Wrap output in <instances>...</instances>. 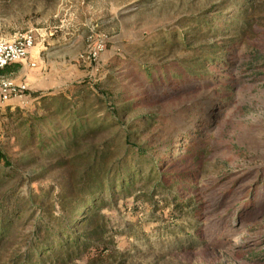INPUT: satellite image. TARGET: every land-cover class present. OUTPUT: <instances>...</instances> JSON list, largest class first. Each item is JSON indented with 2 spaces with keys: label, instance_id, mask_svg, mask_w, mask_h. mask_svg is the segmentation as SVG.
<instances>
[{
  "label": "rangeland",
  "instance_id": "374dc122",
  "mask_svg": "<svg viewBox=\"0 0 264 264\" xmlns=\"http://www.w3.org/2000/svg\"><path fill=\"white\" fill-rule=\"evenodd\" d=\"M224 1L226 8L216 7ZM239 1L0 0V41L11 42L28 32L34 36L27 60L12 65L5 75L27 84L29 92L23 101L0 108V148L13 162L35 159L20 167L0 195L15 198L37 184L60 182V172L45 174L55 160L37 157L31 150L37 148L27 146V125L41 128L37 117L50 115L60 103L40 98L65 94L87 82L93 92L85 89L81 97L95 106L94 115L104 116L108 106L127 105L128 112L121 111V116L123 124L131 126V142L144 145L150 155L161 154V146L169 143L184 152L188 143L181 142L182 136L199 144L196 151L206 150L181 191L185 200L193 198L198 213L178 219L163 210V203L155 208L138 199V186L132 197L103 210L115 247L95 264H264V207L241 220L248 199L264 202V22L255 24L242 42L214 30L196 41L193 48L216 45L212 51L226 55L228 67L206 66L214 79L185 76L154 86L139 71L148 63L157 67L153 72L159 76L182 71L177 59L194 58L193 53L182 47L158 52L173 36H195L202 27L199 18L209 19L214 29L223 28L234 19ZM245 3H253L257 16L264 17V0ZM98 42L106 49L94 61L89 53ZM100 95L105 101L98 107ZM198 113L202 119L196 121ZM148 116V124L139 125L137 119ZM68 125L60 118L54 123L60 130ZM119 129L105 131L89 146L102 145ZM122 131L117 144H125ZM201 137L209 139L208 144ZM31 176L38 177L31 181ZM76 264H89L88 258Z\"/></svg>",
  "mask_w": 264,
  "mask_h": 264
},
{
  "label": "trees",
  "instance_id": "16d2710c",
  "mask_svg": "<svg viewBox=\"0 0 264 264\" xmlns=\"http://www.w3.org/2000/svg\"><path fill=\"white\" fill-rule=\"evenodd\" d=\"M246 1L240 0L237 3L234 19L225 23L223 28L214 29L209 19L199 18L202 27L196 29L195 36L189 37L186 33L169 39V43L158 54L182 47L193 53L194 58L177 59L182 71L173 70L168 75L163 74V77L153 72L157 68L155 65H141L139 71L143 72L147 83L154 86H162L164 83L168 85L185 76L214 79L205 71L206 66L228 67L229 63L223 58L226 55L216 53L222 50L212 51L216 45L193 48L194 44L206 36L203 34L208 35L213 30L231 36L232 41H244L243 38L252 31L255 24L263 25L264 22V17L256 14L257 6L253 3L249 5ZM227 6L224 1L216 7ZM226 47L218 46V49ZM231 49H228V53ZM162 68L166 67L163 65ZM7 70L1 74L6 75ZM85 89L93 92L85 82L72 86L65 94H50L40 98L43 103H60L50 115L37 117L41 128L27 122V146L37 148L31 149L37 151V157L46 161L55 160V164L48 167L45 174L60 172V182L37 184L29 193L17 194L15 198L0 195V264H76L84 258H88L89 264L101 261L105 253L115 247L110 219L103 210L116 207L120 199L132 197L138 186V199L155 208L163 203V210L169 209L178 219L184 215L193 217L199 211L193 198L185 200L181 191L185 189L183 186L188 183L192 175L190 173H194V168L206 150L196 151L199 144L191 142L190 137L182 136L181 142L188 143L184 152L180 153L181 150L169 143L161 146L165 149L159 152L161 154L150 155L144 145L131 142V126L123 124L121 111L126 115L129 107L116 105L109 109L108 106L104 116H99L100 112L94 115L95 106L87 105L81 97ZM104 101L100 95L97 106L100 107ZM80 104L83 106L79 107ZM195 117L196 121L202 119L200 113ZM59 118L69 124L64 130L54 126L55 120ZM150 119L152 117L148 116L137 121L142 125L148 124ZM114 127L120 129L110 140H104L102 145L89 146L90 141ZM48 131L51 133L45 136ZM121 131L125 144H117ZM201 138L208 144L209 139ZM32 160L35 159L27 157L13 162L9 154L0 148V191L18 176L20 167L30 165ZM35 177L38 176H31L30 180L34 181ZM177 188L181 190L177 191ZM255 199H248L242 205L245 216L241 220H248L260 213L264 202ZM21 230L25 231L23 238ZM20 241L23 242L16 246Z\"/></svg>",
  "mask_w": 264,
  "mask_h": 264
},
{
  "label": "built area",
  "instance_id": "2783aa9c",
  "mask_svg": "<svg viewBox=\"0 0 264 264\" xmlns=\"http://www.w3.org/2000/svg\"><path fill=\"white\" fill-rule=\"evenodd\" d=\"M33 45L34 36L31 32L20 35L11 42L0 41V108L13 100L23 101L24 96L28 94L29 87L27 84L10 80L1 72L14 64L26 61L30 50L34 47ZM105 49L106 45L98 42L89 53V59L96 61Z\"/></svg>",
  "mask_w": 264,
  "mask_h": 264
},
{
  "label": "crops",
  "instance_id": "0c3cea01",
  "mask_svg": "<svg viewBox=\"0 0 264 264\" xmlns=\"http://www.w3.org/2000/svg\"><path fill=\"white\" fill-rule=\"evenodd\" d=\"M29 87V86H28Z\"/></svg>",
  "mask_w": 264,
  "mask_h": 264
}]
</instances>
